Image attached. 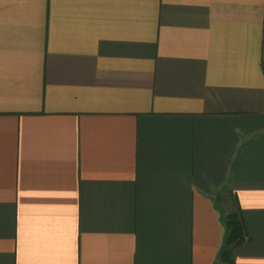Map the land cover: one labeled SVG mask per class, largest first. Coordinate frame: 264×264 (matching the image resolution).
Returning a JSON list of instances; mask_svg holds the SVG:
<instances>
[{
  "label": "crops",
  "instance_id": "1",
  "mask_svg": "<svg viewBox=\"0 0 264 264\" xmlns=\"http://www.w3.org/2000/svg\"><path fill=\"white\" fill-rule=\"evenodd\" d=\"M264 264V0H0V264Z\"/></svg>",
  "mask_w": 264,
  "mask_h": 264
},
{
  "label": "trees",
  "instance_id": "2",
  "mask_svg": "<svg viewBox=\"0 0 264 264\" xmlns=\"http://www.w3.org/2000/svg\"><path fill=\"white\" fill-rule=\"evenodd\" d=\"M227 228V237L225 240V249L221 256L229 264H233V248L241 245L247 239V234L239 213H230L225 220Z\"/></svg>",
  "mask_w": 264,
  "mask_h": 264
}]
</instances>
